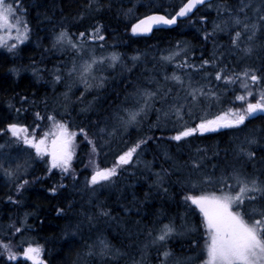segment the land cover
I'll return each mask as SVG.
<instances>
[{
    "label": "trees",
    "instance_id": "16d2710c",
    "mask_svg": "<svg viewBox=\"0 0 264 264\" xmlns=\"http://www.w3.org/2000/svg\"><path fill=\"white\" fill-rule=\"evenodd\" d=\"M19 2L27 10L25 17L30 29L29 39L18 54L0 52V128L17 122L27 125L30 131L37 123L41 124V129H46L47 120L37 119L35 113L39 112L42 116L55 114L57 119L67 122L71 130L78 132L82 127L88 132L89 138L95 140L100 153L96 162L101 168L112 166L116 157L137 139L146 136L153 139L143 146L138 163L134 158L131 165L118 170V175L113 178L114 183L105 188L97 186L95 195L91 189L81 186V181L93 171L89 164L91 156L80 164L72 165L75 179L68 174L62 175L58 169L49 172L47 163L42 165L33 162V168L23 177L29 183L19 194H14L15 185L10 188L8 184L0 182V240L11 239L10 233L5 235L2 232V227L24 226L21 235L12 238L13 251H19L16 245L27 238L29 243L43 247L46 264H133L134 261L160 264L163 257L158 250H163L164 246L152 244V240L159 235L163 225L172 223L180 234H174L168 239L166 248L178 257H194L195 264H200L204 239L202 216L198 210H190L188 203L183 200L190 191L186 181L190 178L199 180L206 175L215 179V176L222 173L229 174L234 166L239 167L236 145L253 129H260L258 135L264 136V117L250 119L246 122L247 127L225 128L204 136L195 135L188 138L187 142L169 140L168 137L175 134L178 122L172 117L167 121L162 120L160 127H154L160 115L156 109L168 111L173 97L177 93L182 97L185 92L174 81L164 80L165 75L171 76L174 69H177L176 65L163 57L179 46L180 49H187L188 55L185 58L189 63L198 65L201 56L211 59L215 50L217 57L221 54L223 56L218 65H227L229 71L239 72L250 65L258 67L260 60L239 59L240 54L231 48L226 33L204 39L205 31L211 33L213 21L218 20L216 5L227 3L235 8L239 6V0H215L211 3L213 9L205 6L179 22L175 28L155 31L148 38L133 34L131 26L148 14L172 13L186 0H99L103 5L101 11L95 10V4L92 9H87L89 0ZM253 4H259V0H253ZM129 9L132 11L129 12ZM248 14L254 16L251 11ZM201 17L206 19L202 20ZM97 24L103 26L101 31L105 39L88 41V44L97 47L102 44L104 47L100 48L107 47L120 54V66L123 67L103 73V89L98 87V94L93 91L88 94L87 98L92 103L91 107L90 104L83 106L87 111H80L78 104L68 109L67 103L63 106L59 103L63 98H59L58 94L64 92L65 88L58 84L51 91L49 85L53 83L54 69L60 68L63 74L67 73L66 62L71 60L69 55L76 53L71 55L69 51L58 52L59 45L53 47L55 35L65 30L77 38L79 32L90 30ZM256 42L264 43V32L258 33ZM214 43L217 45L215 49ZM136 56L140 59L133 60ZM11 69H19V75H15ZM208 70L213 71L212 68ZM191 71L194 74V86H205L206 90L214 91L220 99H201V104L193 109L192 115L184 116L189 126H195L204 112L211 118L230 107L241 106L240 101L234 100V96L242 91L238 84L225 87L223 81L202 79V73L193 69ZM67 80L73 81V78L66 77L63 82ZM157 81L165 88L172 89L167 98L170 104L165 103V107L161 108V102H156L138 126L132 125L125 130L117 119L125 114L121 109V99L125 94L128 98H134L139 88L155 90ZM23 97H27V100H22ZM51 100L57 101L54 107L49 106ZM42 101H46L47 107ZM10 104L14 108L9 107ZM15 108H20L21 112L17 114ZM100 128L108 131L115 129V135L109 137L106 133H99ZM78 135L83 137L82 134ZM100 136H103V140ZM3 141L4 135H0V143ZM90 147L85 153L91 155ZM197 149L202 150L198 153ZM165 151L172 157L171 160L165 157ZM257 153L258 156L264 155L259 150ZM200 157H203L201 168L194 170L191 160H199ZM163 170H167L168 174L161 187L156 182L155 174L159 172L164 175ZM247 170L250 172L252 169ZM60 184L65 187L58 188L56 194L49 191ZM203 187L206 191L215 190L212 185ZM164 188L168 191L165 192ZM97 205L108 210L110 216H101ZM61 208L64 212L58 215L57 210ZM89 217L92 219L89 220ZM95 224L96 229H93ZM187 228H195L196 231L189 232ZM89 232H92V236ZM101 240L111 245L112 254L105 257L86 255L89 245H94V250L99 251ZM191 241H198L199 247H194ZM117 249L119 254H115ZM0 264L31 262L21 256L15 261H9L5 254L0 256Z\"/></svg>",
    "mask_w": 264,
    "mask_h": 264
},
{
    "label": "snow or ice",
    "instance_id": "6c2138e0",
    "mask_svg": "<svg viewBox=\"0 0 264 264\" xmlns=\"http://www.w3.org/2000/svg\"><path fill=\"white\" fill-rule=\"evenodd\" d=\"M96 5L95 10L101 11L103 5L99 0H89L86 5L87 9H92ZM206 0H186L172 13L159 14L152 13L138 19L131 26L133 34H149L157 26H173L177 24L179 18L188 17L198 5H205ZM207 7L213 5L210 0ZM26 9L23 8L19 0H13L12 3L7 0H0V30H2L9 38L12 36V30H15V39L23 44L28 39L30 31L27 21L24 19ZM132 10L129 9V12ZM251 11L254 16L248 13ZM218 20L213 21V30L211 33L205 31L204 39L215 37L218 33H226L229 37L231 48L235 49L239 54L240 60L252 59L260 60V65L247 66L242 71H229L227 65L220 67L218 61L223 59L221 54L217 57L216 51H213L211 59L200 58V63H189L184 59L188 55L187 49L177 47L176 51L169 53L163 57L168 62H174L176 57H181L182 62L176 64L177 69H193L197 73H202V79L213 78L216 81H223L225 87L230 85H239L242 90L241 94L234 96L235 101H240V107H230L219 114L208 118L205 112L199 118V123L195 126H189L184 120L185 115L191 116L193 109L199 107L201 98H215L219 101L220 97L212 90H206L205 86H194L190 73H186L187 79L177 75L175 72L171 76L165 75V81H174L176 85L185 92L184 96L177 93L173 97V102L169 106L168 111L156 109L160 113L154 127H160L161 121H167L172 117L178 122L175 125V134L168 137L169 140L175 142H187V139L195 136L197 133L216 132L222 128L240 129L241 126L247 127L246 122L251 118L264 115V43L257 44L258 33L264 32V0H259V4L254 6L253 0H239L238 7L229 6L227 3L216 5ZM83 16H81V19ZM202 20L206 19L201 17ZM102 25L97 26L77 34V39H73L72 35L65 30H61L55 35L53 47L57 45L62 48L71 49L78 56L85 52L86 45L89 40L103 41L105 39L102 34ZM0 47H7L8 51H13L17 45H8L5 43L3 35H0ZM100 47H103L101 44ZM217 45L214 43V49ZM219 47H223L220 45ZM88 59L77 64L75 60L72 67L68 71L69 76H75L77 80L85 85L87 91L92 85L90 81H95L97 77L94 73L98 66H102L105 61L110 67H115L121 62L120 54L116 52L110 53L108 56H97L94 48L87 49ZM140 57H133V60H139ZM212 68L213 71L208 69ZM15 75H19V69H11ZM60 68L53 71L54 82H60L62 76ZM155 90L149 88H139L135 93L137 107L134 109H124V116H118L119 123L127 130L129 126L140 124V119L146 117L148 112L154 108L157 100H167L172 92L171 88H165L157 81ZM99 87H103V78H100ZM71 85H69V91ZM255 90V91H254ZM64 98H68V93L63 94ZM22 100H27L23 97ZM254 101V102H253ZM47 107L46 101H42ZM34 103V101H33ZM9 107L14 108L13 105ZM17 114L21 112L20 108L14 109ZM87 108L82 111H87ZM26 111V110H25ZM203 111V110H202ZM39 120H47L50 126L39 137L36 135V129L40 127L35 125L32 131L27 125L13 122L8 123L4 128H0V135L7 134L9 140L4 144H0V171L11 179H19L21 165L15 164V157L7 151L13 145H24L28 149L35 151L36 157H48V171L58 169L62 175L68 174L75 179V169L72 162L76 153V137L82 134L84 140L91 145V158L89 164L92 166V174L86 178V186H90L95 195L96 186L101 188L108 184L114 183L113 178L118 175V170L122 166H128L133 163L135 158L139 162V157L143 152V146L153 139L146 136L137 139L134 143L127 146L121 154L116 157L115 162L110 167L101 168L96 162L95 157L99 156L95 140L89 138L88 132L84 128H79L78 132L69 128L67 122L57 119L55 114H47L42 116L39 112L35 113ZM260 129H253L244 137V139L236 145L235 153L239 160V167H233L227 175L221 174L215 179L206 175L202 179H189L186 181L189 185V194L183 197L188 203L189 209L198 210L202 216L203 227V248L200 264H264V155L258 156L257 150L264 153V136L258 135ZM99 133H106L109 137L115 135V129L108 131L106 128H100ZM103 140V136L99 137ZM108 141H105L107 143ZM198 153L200 149L196 150ZM165 157L172 159L165 151ZM203 157L199 160L192 159L191 165L194 170L201 168ZM7 165V166H5ZM251 168L249 172L247 169ZM164 175L156 173V182L163 187L164 177L168 174L167 170H163ZM231 181V183L229 182ZM29 181L27 179L16 184V191L22 190ZM204 185L215 186V190L206 191ZM65 187L63 184L54 186L49 191L56 194L58 188ZM165 192L168 189H163ZM198 192V194H191ZM11 200L12 198L9 197ZM192 206H195L193 208ZM100 208V205H97ZM64 209H58L57 214H63ZM101 216H110V212L104 208H100ZM92 217H89L91 220ZM26 223V221H25ZM15 233H21L22 229L15 225H10ZM189 232L196 231L195 228H187ZM174 234L177 233L176 226L172 223L163 225L153 240L152 244H162L163 250H158L163 257L160 264H195L194 257H178L170 249L166 248V242ZM151 235V233H150ZM99 251H95L94 245L88 246L86 255H99L105 257L112 254V247L106 241L101 240ZM194 247H199L198 241H191ZM24 244H27L24 247ZM16 247L19 251H13L11 240H0V256L6 254L7 260L15 261L23 256L31 264H46L43 258L44 249L42 246L21 240ZM119 254V250L115 251ZM114 254V255H115ZM133 264H142L141 262H133Z\"/></svg>",
    "mask_w": 264,
    "mask_h": 264
},
{
    "label": "rangeland",
    "instance_id": "374dc122",
    "mask_svg": "<svg viewBox=\"0 0 264 264\" xmlns=\"http://www.w3.org/2000/svg\"><path fill=\"white\" fill-rule=\"evenodd\" d=\"M7 2H9V3H12L13 2V0H7ZM210 9V8H209ZM211 9H213V8H211ZM170 13V12H169ZM24 19L26 20V17L24 16ZM27 21V20H26ZM28 24V23H27ZM28 27H29V25H28ZM30 32V31H29ZM0 35H3L4 36V39H5V43L6 44H8V45H11V44H16L17 45V47L13 50V51H8V49H7V47H0V52H8V53H10V54H18L19 53V50H20V48L23 46V45H25L26 43H27V41H28V39H29V33H28V39L23 43V44H20L16 39H15V36H16V32H15V30H12V36H11V38H9L2 30H0ZM74 40L75 39H77L76 37L75 38H73ZM92 42L93 40H89V42ZM96 44V43H95ZM104 47V46H103ZM90 48H94L95 49V53H96V55L97 56H108L110 53H112V52H114V51H110V49L109 48H100V47H97V45H90V44H87L86 45V50H85V52L84 53H82L81 55H77V54H75V52H73L71 49H68V48H62L61 46L59 47L58 46V48H57V51L59 52V51H61V53H67L68 51H69V54L71 53H73V54H75V55H72V56H70L69 55V57L71 58V60L69 61V62H66V65H67V68H68V71H69V69L72 67V62H73V60H75V62L77 63V64H79V63H81L83 60H87L88 58V51H87V49H90ZM177 49H174L173 51H176ZM172 51V52H173ZM184 56V54H183V52L181 53V56H179V57H176V59H175V61L174 62H172L174 65H176V64H178V63H181L182 62V59H181V57H183ZM184 59H186L185 57H184ZM122 62H119V63H117L116 64V66L115 67H110L109 65H108V62L107 61H105V63L102 65V66H98V69H97V71L94 73V75L97 77V79L95 80V81H90V83H91V87L86 91L85 90V85L83 84V83H81V82H79V81H77V78L76 77H72V76H69L68 75V72L67 73H65V74H63V72L62 71H60V73H58V74H60L61 76H62V79H61V81L60 82H54V80L52 79V82L53 83H51L50 85H49V88H50V90L51 91H53V90H55L56 89V86L58 85V84H60L61 85V87H64L65 88V91L64 92H62L61 91V93H59L58 94V96H59V98H63V99H61V102H59V103H61V106H63V105H66V103H67V105L66 106H68V109L69 108H71L72 107V105L73 106H75L76 107V105L78 104V106H80L81 107V110L80 111H82V109L84 108V107H86V106H89V104H90V107H91V99H88L87 98V96H88V94H90V92H98L99 90H98V85H99V81H100V78H103V73L104 72H108V71H113V70H116V69H118V67L120 66V65H122L121 64ZM69 64V65H68ZM170 64V63H169ZM117 65H119V66H117ZM123 66H120L119 67V69L120 68H122ZM176 69H177V67H176ZM100 72V73H99ZM174 72L177 74V75H180V76H182V77H185V79H187V76H186V73H190L191 74V77H193V72L191 71V69H177V70H175L174 69ZM181 72H183V73H181ZM67 75V76H66ZM74 76V75H73ZM69 78V77H71V78H73V81H69V80H67V82L65 83V82H63V80H65V78ZM119 78H121L120 76H119ZM104 79H103V86H104ZM69 85H71V90L69 91ZM75 87V88H74ZM100 88H102V87H99V89ZM72 91V92H71ZM64 93H68V98L67 99H65L64 98V96H63V94ZM96 94H98V93H96ZM70 95V96H69ZM74 98H73V97ZM201 99H203V98H201ZM54 100V99H53ZM53 100H51V102L49 103V106H53L54 105V103L55 102H57L56 100L55 101H53ZM70 100H71V104H70ZM74 100V101H73ZM50 101V100H49ZM158 103H160L161 102V108H163V107H165V103H168V104H170V102H169V100L167 99V100H159L158 99V101H157ZM200 104H201V101H200ZM84 106V107H83ZM54 107V106H53ZM90 107H89V109H90ZM126 107L128 108V109H134V108H136L137 107V104H136V96L133 98V97H129L128 98V103L126 104ZM53 111V110H52ZM78 111V110H77ZM80 111H78V112H80ZM151 111V110H150ZM85 112V111H84ZM124 112V111H123ZM205 113V112H204ZM125 115V114H124ZM123 115V116H124ZM138 119H140V121L142 122V118H139L138 117ZM140 122V123H141ZM37 124H39V123H37ZM36 124V125H37ZM198 124V123H197ZM40 126H41V124H39ZM49 126H50V122L49 121H47V127L45 126V128L46 129H41L40 127L39 128H37V130H38V134H36V135H38V136H40V135H42V133L44 132V131H47L48 130V128H49ZM223 129V128H222ZM7 140H9V136L7 135V134H4V141L3 142H1L0 144H4ZM76 145H77V147H76V153H75V157H74V159H73V162H72V165L73 164H76V163H82V162H84V160H86L87 158H89L88 156H91L90 154H87V153H85V150L86 149H89V145H87L88 147H86V144H87V142L84 140V138L82 137V136H79V135H77V137H76ZM91 148V147H90ZM22 149V150H21ZM15 150V151H14ZM31 150H33V149H28L27 148V146H24V145H13L12 147H10V148H8L7 149V151L8 152H10L11 153V155L13 156V157H15V164H19V165H21V169H20V173H19V179H9L8 177H6L4 174H3V172L2 171H0V182H2L3 184H8V186H10V188H13V186H14V189H13V191H14V194L16 195V194H19V192H17L16 191V184L17 183H19L22 179H24L23 177H25V176H27V174H28V172L33 168V162H37V164H45L46 163V161L49 159L48 157H44V158H39V157H36V155H35V151H34V153L32 152L31 153ZM87 151V150H86ZM90 151H91V149H90ZM96 158V161H97V157H95ZM3 161H0V163H2ZM5 166H7V165H5ZM122 167H124V166H122ZM126 167V166H125ZM92 173H90L89 174V176L88 177H90V175H91ZM87 178V177H86ZM86 178L84 179V180H82L81 182V186L84 188H86L87 187V189H91L92 190V188L90 187V186H86ZM16 183V184H15ZM10 184V185H9ZM109 185H111V184H108V185H106L105 187H107V186H109ZM25 186H27V185H25ZM97 187V186H96ZM104 187V188H105ZM101 188V187H100ZM111 220V219H110ZM23 227L24 226H21L20 228L22 229V231H23ZM93 229H96V224L94 225V227H92ZM11 231V232H10ZM2 232L6 235H8V233H10V237H11V239H9V240H13L12 238H15L16 239V237L18 236V235H21V233H15L14 232V230L10 227V228H6V227H2ZM92 232H89V234H91ZM88 234V235H89ZM90 236H92V234L90 235ZM19 240H20V238H19ZM24 240H26V241H28L29 242V240L26 238V239H24ZM12 243H13V241H12ZM25 245V244H24ZM27 245H25L24 247H26ZM44 255V254H43ZM21 258H24L23 256H21Z\"/></svg>",
    "mask_w": 264,
    "mask_h": 264
},
{
    "label": "water",
    "instance_id": "95a60500",
    "mask_svg": "<svg viewBox=\"0 0 264 264\" xmlns=\"http://www.w3.org/2000/svg\"><path fill=\"white\" fill-rule=\"evenodd\" d=\"M213 1H214V0H210L211 3H212ZM207 2H209V0H206V4H205V5H198L197 8L194 9L193 12L190 13L188 17H185V18H179L178 21H177V24H176V25H173V26H163V25H162V26H157V27H154L153 31H152L151 33H149V34H135V35H137V36H139V37H150V36L153 34V32H155V31L162 30V29H163V30H165V29H173V28H175V27L179 24V22H181V21L184 20V19H187V18L191 17V16L194 15L199 9L205 7V6L207 5ZM209 133H211V132H209Z\"/></svg>",
    "mask_w": 264,
    "mask_h": 264
},
{
    "label": "flooded vegetation",
    "instance_id": "af4514ba",
    "mask_svg": "<svg viewBox=\"0 0 264 264\" xmlns=\"http://www.w3.org/2000/svg\"><path fill=\"white\" fill-rule=\"evenodd\" d=\"M145 38H147V37H145ZM126 95V94H125ZM122 101H121V104L120 105H123L122 106V112L124 111V109H126L127 107H126V104L128 103V96H124L122 99H121ZM204 115V114H203ZM258 117H264V115H261V116H258ZM257 117V118H258ZM197 123H199V122H197ZM196 123V124H197ZM208 134H210V133H203V134H200V133H197L196 135H198V136H204V135H208Z\"/></svg>",
    "mask_w": 264,
    "mask_h": 264
},
{
    "label": "bare ground",
    "instance_id": "6f19581e",
    "mask_svg": "<svg viewBox=\"0 0 264 264\" xmlns=\"http://www.w3.org/2000/svg\"><path fill=\"white\" fill-rule=\"evenodd\" d=\"M55 52V51H54ZM26 54H28V53H26ZM72 55V54H71ZM53 57H55V56H53ZM50 58V57H49ZM60 58V57H59ZM88 58V57H87ZM64 60V59H63ZM31 64V63H30ZM65 64V63H64ZM63 64V65H64ZM69 65V64H68ZM67 66V65H66ZM128 68V67H127ZM118 69H119V67H118ZM40 72V71H39ZM100 73V72H99ZM25 74V73H24ZM106 74V73H105ZM27 75V74H26ZM110 75V74H109ZM130 75V74H129ZM29 76V75H28ZM39 76V75H38ZM67 76V75H66ZM118 78V77H117ZM136 78V77H135ZM106 79V78H105ZM113 79V78H112ZM119 79H121V78H119ZM122 80V79H121ZM114 82V81H113ZM116 83V82H115ZM127 83V82H126ZM114 85H116V84H114ZM75 88V87H74ZM101 89H103V88H101ZM105 91V90H104ZM72 92V91H71ZM131 92V91H130ZM70 96V95H69ZM126 96V95H125ZM131 96V95H130ZM70 104H71V102H70ZM51 114V113H50ZM65 118V117H64ZM143 120V119H142ZM141 126V125H140ZM141 132V131H140ZM189 142V141H188ZM184 147V146H183ZM186 149V148H185ZM202 150V149H201ZM15 151V150H14ZM177 151V150H176ZM175 151V152H176ZM190 165V164H189ZM220 175V174H219ZM199 176V175H198ZM215 177H218V176H215ZM86 184V183H85ZM72 186V185H71ZM207 188V187H206ZM184 200V199H183ZM23 206V205H22ZM33 221V220H32Z\"/></svg>",
    "mask_w": 264,
    "mask_h": 264
}]
</instances>
